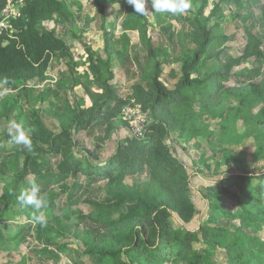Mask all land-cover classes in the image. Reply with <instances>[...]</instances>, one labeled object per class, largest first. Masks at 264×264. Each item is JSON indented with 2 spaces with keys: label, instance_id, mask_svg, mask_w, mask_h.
Returning <instances> with one entry per match:
<instances>
[{
  "label": "trees",
  "instance_id": "trees-1",
  "mask_svg": "<svg viewBox=\"0 0 264 264\" xmlns=\"http://www.w3.org/2000/svg\"><path fill=\"white\" fill-rule=\"evenodd\" d=\"M111 3H118L125 10L124 30L139 31L140 43L146 52L139 80L124 97L113 90L110 57L114 32L102 27L105 58L91 45L84 47L86 78L81 85L87 101L73 104L67 97L59 96L61 105L47 108L58 121L56 132L47 129L37 113L34 118L17 121L30 130L33 151H22L20 146L10 148L12 156L6 163L9 177L2 179L5 186L0 192V222L13 219L17 208H21L17 197L29 189L33 181L44 191L64 183L72 175L95 177L114 185V189L108 187V192L115 203L100 207L95 215L88 217L91 223L103 229L102 235L90 242L89 264H166L169 259L175 264H215L212 261L215 248L225 251L228 264H264V240L259 241L239 228L212 227L209 223H201L196 229L175 228L171 223V218L175 217L184 225L197 211L191 193L192 174L174 151L179 139L185 141L181 147L185 150L192 140L201 136L214 152L217 143L211 137L215 134L219 144L230 146L238 143L239 138L252 135L255 154H264V80L227 85L220 66L208 64L213 58L212 52L223 47L219 41L226 37L218 25H208L216 6L206 14L210 0H198L187 22L195 34L196 45L183 48L178 58L179 76L173 88H168L161 79L162 62L148 34L146 11L143 14L134 12L127 0H101L99 13L103 24L104 12ZM5 4L6 0H0V13ZM260 8L264 17V2ZM58 17L66 24L73 21V14L64 0H24L20 16L11 19L17 29L14 37L0 35V82L28 86L48 73L54 53L66 47L65 40L45 27ZM124 38L127 45L129 39ZM263 47L264 40L249 35L243 54L226 59L231 68L250 58L263 59ZM70 64L73 63L69 61ZM170 74L176 76L173 71ZM54 93L52 89L43 91L41 100ZM228 100L236 103L219 121L217 133L197 125L203 115L218 117L223 113ZM125 106H137L142 113L148 114L144 137L130 133L115 143L113 152L107 157L93 160L91 151L74 137V133L101 120L104 139H112ZM11 108L0 103V122L8 119ZM238 123L245 125L240 134ZM3 141L0 136V143ZM224 153L236 170L224 171L215 183L202 185L198 194L205 202L216 204L217 211L224 212L222 198L235 202L237 208L230 217L260 232L264 225V170L248 171L239 158L228 151ZM49 157L58 158L55 174L48 179H27L30 163ZM140 174H145V179L137 184L126 183L128 177ZM122 206H126L125 211L120 210ZM30 219L34 220L31 217L25 220L29 223ZM16 222L20 225H10L8 233L0 239V251L19 244L27 223ZM194 242L200 243V248H195Z\"/></svg>",
  "mask_w": 264,
  "mask_h": 264
},
{
  "label": "rangeland",
  "instance_id": "rangeland-1",
  "mask_svg": "<svg viewBox=\"0 0 264 264\" xmlns=\"http://www.w3.org/2000/svg\"><path fill=\"white\" fill-rule=\"evenodd\" d=\"M100 1L64 0L73 14V21L67 25L62 17H58L56 21L45 25V27L53 29L56 36L66 41V47L55 52L52 56L48 73L28 86L21 83L0 84V103H6L7 106L12 107L8 119L0 122V136L4 138V141L0 143V192L5 186L2 179L9 177L6 163L12 156L10 148L20 146L22 151L25 150L22 145L10 143L8 130L12 127L13 122H17L19 119L34 118L37 113L45 127L56 132L59 130L58 121L51 116L47 108L59 107L61 105L60 100L57 99L59 96L67 97L73 104L83 100L87 101L81 85V81L86 78L84 47L86 44L91 45L105 58L103 28L112 29L114 32V46L110 57L111 70L114 74V78L110 81L113 90L118 96L124 97L130 93L132 84L139 80L141 69L146 61V52L140 43L139 31L124 30L122 22L125 10L118 3H111L107 7L104 12L105 21L103 24L99 13ZM189 2L191 3L190 9L175 15L155 12L152 9L151 0H148L146 4V15L149 21L148 34L162 62L161 79L170 89L173 88L179 76L180 62L178 58L183 48L186 45L190 47L196 45L195 34L187 22L191 19L190 13L196 10L198 0H189ZM213 6L216 7L212 11L208 25L213 27L218 25L217 27L222 29L226 39L219 41L223 47L212 52L213 58L208 64L220 66L226 77L225 84L227 85H237L241 81L249 80L263 82L264 58L259 60L250 58L233 68L230 67V63L226 59L227 56L239 57L243 54L249 35L264 40V17L260 5L255 0H210L206 14L211 11ZM124 36L129 39L127 45ZM262 51L264 52V47ZM69 61L73 64L68 65ZM170 71H173L176 76H171ZM4 88L8 89L7 92H4ZM27 88L30 91H27ZM48 89L54 90L55 93L42 101L40 95ZM55 94H57L56 97H54ZM235 103L234 100H228L223 113L218 117L203 115L201 120L197 121V125L217 133L219 121L225 117L226 111ZM118 118L119 126L122 122H126L129 132L133 133L135 125L140 126L144 116L137 107L125 106ZM238 124L237 131L240 134L245 130V125ZM123 126L126 127L125 124ZM103 131L104 122L98 121L89 128L74 133V137L80 139L82 145L91 151L93 160L103 159L114 150L115 143L112 140L114 141L115 138L104 139ZM211 140L217 143L214 152L205 144L201 136L195 141L192 140L185 150L181 148L185 145V141L182 139H179L178 144L174 145L176 155L184 161L189 173L192 174L191 193L197 211L191 221L184 225L172 217V225L175 228L185 226L189 229H196L201 223H209L212 227L239 228L241 232L256 237L259 241L264 240V225L260 232H254L241 224L238 218L230 217L236 211L235 202L222 198L221 204L224 207V212L217 211L216 204L205 202L198 194L202 185L215 183L224 171L234 172L236 170L233 163L224 156L225 151L232 153L235 158H239L246 166V170L252 172L264 170V154H255V140L252 135L243 139L239 138L238 143L231 146L219 144L217 134L213 135ZM55 164L56 160L52 157L31 162L27 179L32 181L35 178L48 179L52 177L55 174ZM145 177V174L128 177L126 183L137 184ZM109 186L114 189V185L107 183L104 179L72 175L64 183L52 186L50 189L43 191L40 188L41 193H47L48 196V205L44 211L46 222L36 223L31 219L29 223L26 222V217L33 218L36 214L31 207L17 208V214L12 217L13 219L0 222V239L8 233L10 225L13 227L20 225L16 221L27 223L23 233L24 239L26 235L27 238L21 243L18 251L12 252L8 249L0 253V264H30L28 258L26 260L25 251H27V246L31 249L32 244L38 240H46V243L52 245L51 247L60 250L58 253H61L62 246L64 247L62 249L68 247L67 254L61 253L63 261L69 260L74 263L78 260L80 263L89 264L90 258L87 253L91 245L90 242L94 237L102 235L103 229L91 223L88 217L95 215L100 207L115 203L108 192ZM235 189L236 187H233V190ZM52 195L54 198L50 199ZM120 210L125 211L126 206H122ZM213 214H216L213 220L208 221ZM193 246L200 248L201 244L194 242ZM45 250L48 249L45 248ZM29 254L31 256L34 252L30 250ZM52 254L56 257L55 253ZM52 254L50 252L45 256L54 257ZM47 259L50 260V263L55 264L50 258ZM212 261L215 264H228L225 251L213 249ZM32 264L36 263L32 262ZM62 264L64 263L62 262ZM166 264L175 263L173 259H169Z\"/></svg>",
  "mask_w": 264,
  "mask_h": 264
},
{
  "label": "clouds",
  "instance_id": "clouds-1",
  "mask_svg": "<svg viewBox=\"0 0 264 264\" xmlns=\"http://www.w3.org/2000/svg\"><path fill=\"white\" fill-rule=\"evenodd\" d=\"M148 0H127L132 6L134 12L143 14L146 11ZM152 9L158 13L182 14L191 8L189 0H151ZM0 83L7 84V81ZM4 88V92H7ZM10 143L22 145L27 151H33V143L30 136V130L24 128L22 123L13 122L12 127L8 130ZM17 202L21 208L31 207L36 214L33 219L36 223H45L46 216L44 211L48 205L47 193H41L40 186L33 181L29 189L22 191L17 197Z\"/></svg>",
  "mask_w": 264,
  "mask_h": 264
},
{
  "label": "crops",
  "instance_id": "crops-1",
  "mask_svg": "<svg viewBox=\"0 0 264 264\" xmlns=\"http://www.w3.org/2000/svg\"><path fill=\"white\" fill-rule=\"evenodd\" d=\"M262 2H264V0H262V1L260 0V2H258L257 4H259L260 7H261V3ZM235 67H237V66H235ZM99 121H101V120H99ZM96 122H98V121H96ZM126 127L123 126V123L118 127L116 133L113 136L115 139H114V141L112 140V142L116 143L117 141L122 140L126 135L130 134L128 127L127 128ZM53 159L57 161L58 158H53ZM26 238H27V235H26ZM25 239H24V234H23L21 236L20 240H19V244L18 245H9L7 248H4L3 250H1L0 253H2L4 251H7L8 249H9V251H12V252L14 250L18 251L19 246L21 245V243ZM46 242H47L46 240L45 241H39V240L35 241L32 244V248L31 249H30L29 246H27V251H25V255H26L25 257H26V260L28 258V260L30 261V264H32V262H35L36 264H52V263H50V260H48L47 258H50L51 260H53V262H55V264H62V262L64 264H83V263H80L78 260L74 261V263L69 261V260L63 261V259H62L63 256L61 257V253L67 254L66 250H67L68 247H65V249L62 250L61 253H58V252H60L59 249H56V247H51L52 245H49ZM37 243H39V244H37ZM64 246H66V245H64ZM45 248H47L48 250H45ZM30 250H32L34 252V254L31 255V256L29 254ZM50 252H51V254L55 253L56 257L53 254L52 255L54 257L45 256L47 253H50ZM60 257H61V259H60Z\"/></svg>",
  "mask_w": 264,
  "mask_h": 264
},
{
  "label": "built area",
  "instance_id": "built-area-1",
  "mask_svg": "<svg viewBox=\"0 0 264 264\" xmlns=\"http://www.w3.org/2000/svg\"><path fill=\"white\" fill-rule=\"evenodd\" d=\"M23 5H24V0H6V4L0 13V35H5L10 38L14 37V34L17 31V29L13 26L11 19L20 16ZM138 111L142 113L139 109ZM142 114L144 116V119L142 120L141 125L140 126L135 125L134 131L132 133L136 137H144L145 135L144 126L148 118V114L146 113H142ZM138 116L141 115L138 114Z\"/></svg>",
  "mask_w": 264,
  "mask_h": 264
}]
</instances>
